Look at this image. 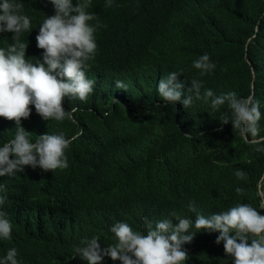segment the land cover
Masks as SVG:
<instances>
[{
    "label": "trees",
    "instance_id": "obj_1",
    "mask_svg": "<svg viewBox=\"0 0 264 264\" xmlns=\"http://www.w3.org/2000/svg\"><path fill=\"white\" fill-rule=\"evenodd\" d=\"M76 0H73L75 4ZM41 0H23L31 17L26 59L36 45ZM101 27L97 51L86 72L96 80L87 100L65 97L73 119L44 120L34 106L22 126L37 135H80L66 150L68 167L43 171L25 166L22 173L0 177L6 190L3 210L12 223L10 239H0V256L16 248L20 264H87L76 253L82 241L96 237L113 244L110 227L126 221L144 231V217L156 221L176 212L193 220L226 210L237 202L259 209L264 203L257 181L264 175V152L239 136L231 122L219 120L203 99L186 109L161 100L156 85L171 71H182L185 97L191 79L216 95L233 91L252 95L264 114V0H91ZM12 33L0 34L6 47ZM208 53L215 70L201 76L192 62ZM116 80L127 85L117 89ZM203 91V89H202ZM264 135V119L261 120ZM15 122L0 117V143L13 138ZM243 169L246 178L235 176ZM242 188L238 194L236 188ZM176 222L175 220L173 221ZM184 245L185 264H231L218 232L191 229ZM104 264H120L105 257Z\"/></svg>",
    "mask_w": 264,
    "mask_h": 264
},
{
    "label": "clouds",
    "instance_id": "obj_2",
    "mask_svg": "<svg viewBox=\"0 0 264 264\" xmlns=\"http://www.w3.org/2000/svg\"><path fill=\"white\" fill-rule=\"evenodd\" d=\"M91 0H41L46 7H39L36 16H42L37 45L30 50L35 62L26 59L28 43L21 36L30 32L31 17L23 12V0H0V34L12 33L6 47H0V117L15 122L13 138L0 143V177L22 173L25 166L43 171L68 167L66 150L80 135L81 129L72 137L63 132L37 135L33 140L31 132L22 126V118H29L32 108L44 120L63 121L73 119L79 110L72 107L65 110L62 100H87L94 92L96 80L86 75L98 48L97 38L101 27L97 14L89 9ZM115 0H106L108 7ZM192 66L201 76L212 73L216 63L208 53L198 56ZM182 71H171L156 85V91L167 104L180 102L184 108H191L196 101H210L213 111L222 113L220 122H231L241 138L264 152V135H261V120L264 114L261 103L252 95L239 96L233 91L216 95L212 89L203 88V81L191 79V87L185 97L184 87L178 79ZM117 89L127 90V85L116 80ZM203 89V91H202ZM235 176L244 180L243 169H236ZM264 175L257 181L260 194ZM6 186L0 183V193ZM238 194L243 189L237 187ZM5 196L0 195V239H10L12 223L3 210ZM196 213L193 220L169 213L168 218L153 221L144 217V231L134 230L126 221H117L110 227L114 243L101 246L100 239L93 237L82 241L76 248L79 257L87 264H104L105 257L120 264H185L188 259L185 244L190 243L196 232L191 229L218 232L216 244L223 242L231 264H264V214L250 203L237 202L226 210L204 215L190 205ZM259 209H264V203ZM176 221L175 223L173 221ZM16 248H9L0 256V264H20Z\"/></svg>",
    "mask_w": 264,
    "mask_h": 264
}]
</instances>
